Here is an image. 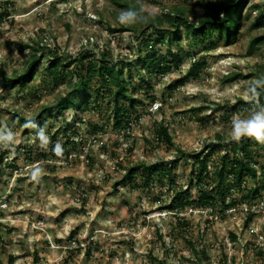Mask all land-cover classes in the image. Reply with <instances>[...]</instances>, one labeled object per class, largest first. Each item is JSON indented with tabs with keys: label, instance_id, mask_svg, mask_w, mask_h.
I'll use <instances>...</instances> for the list:
<instances>
[{
	"label": "rangeland",
	"instance_id": "rangeland-1",
	"mask_svg": "<svg viewBox=\"0 0 264 264\" xmlns=\"http://www.w3.org/2000/svg\"><path fill=\"white\" fill-rule=\"evenodd\" d=\"M134 1L156 14L186 7L195 22L202 12L197 0ZM123 12L113 0H0V132L15 137L13 146L0 147V264H264V175L248 183L257 197L225 210L218 202L213 212L199 201L205 187L196 182L203 157L211 172L222 164L229 169L232 121L256 106L239 99L249 87L264 90V81L255 83L264 76V40L253 43L264 33V0L247 1L230 41L196 43L182 26L180 41L156 43L160 34L149 31L143 55L167 56L166 71L139 60V37L111 30L131 24L120 22ZM27 44L42 48L33 80L4 86L3 76L26 67L33 52ZM79 54L96 65L123 62L132 100L119 105L135 110L128 127L115 124L113 101L100 99L95 89L106 87L98 75L87 78L72 108L54 107L70 89V59ZM56 58L68 75L59 85L43 69ZM196 58L202 66L193 76ZM27 116L38 127H25L20 119ZM68 122L75 146L64 144ZM160 124L174 145L156 139ZM245 145L235 155L247 154L259 169L264 145L251 139ZM147 164L156 167L148 184ZM130 166L135 175L124 178ZM244 203L258 210L247 224Z\"/></svg>",
	"mask_w": 264,
	"mask_h": 264
},
{
	"label": "trees",
	"instance_id": "trees-1",
	"mask_svg": "<svg viewBox=\"0 0 264 264\" xmlns=\"http://www.w3.org/2000/svg\"><path fill=\"white\" fill-rule=\"evenodd\" d=\"M113 1L126 11H136L138 22L131 23L127 27H120L111 30H126L131 32L134 37H139L143 42V46L137 49V57L139 60H141L145 66H150L153 69L157 66H163V70L166 71L168 69L166 66L168 63L167 56H160L157 51H152L148 55H143L151 43V35L149 31L152 30L154 33L157 32L161 35L156 39V43L163 42V38H168L167 43L169 44L172 40L180 41L182 36V26L185 27V35L188 37L191 36L192 40L196 41V43L199 41L205 42L212 37H224L226 40L230 41L236 38L241 22V12L248 0H197L195 4L201 6L202 12L196 16V22L194 19H189V9L183 6H174L171 9H168L167 12L156 14L142 8L134 0ZM256 7L259 8L258 6ZM260 18L262 19L263 17L260 16L259 19ZM257 23L260 24L259 21ZM261 40H264V33L256 36L253 39V43L255 44ZM25 47L33 49L32 54H30L28 58L26 67L19 73H14L11 76H3L2 83L4 86L13 88L18 84H25L26 82H31L33 80L41 60V57L38 56L37 53L42 48L39 45L32 46L28 44ZM52 54L58 57L57 52ZM70 61H72L73 67L69 69L67 73L73 82H70V89L67 93L54 103V107L59 111L72 108L75 105L74 99L78 90L82 88L87 89V78L92 75H98L101 78L103 85L106 87L105 92H100V89L98 88L95 89L100 95V99H108V102L112 100L115 113V124L121 127H128L131 123V119H133L131 117L132 112H135V110L119 105L121 98H126L129 101L132 100L131 95L128 93L125 79L123 78V62H113L108 59H102L99 65H96L93 59L88 61L82 54L71 58ZM201 66V58L194 59L190 67L191 74L193 76H198V71ZM64 68L65 66L58 63V58H56L43 69H45L46 73L49 75L50 80H52L55 85H59V83L68 76L63 71ZM257 89L261 93L259 103L264 105V90L261 87H257ZM95 99L96 97L94 98V101ZM96 101V103H98L97 99ZM239 102L242 104L244 103L247 108L255 106V104H248L242 99H239ZM129 105L134 108L133 103H130ZM50 108L51 107H46L45 109L48 111ZM88 108H90V106ZM95 108L96 105L92 106V109ZM134 118L137 119V115H135ZM20 121L26 124L24 118H21ZM89 125L90 133L97 134L99 131L97 125L92 123H89ZM69 129L70 123L62 130L66 138L64 144L75 146L76 142L73 140V136L77 135V132L75 130L73 132H68ZM58 134L59 131L56 130L51 135V139L55 140ZM156 139L167 145H174L168 128L161 124L158 129H156ZM247 141L248 139H243L239 143L234 141L229 142L230 154L234 155L229 160L230 167L228 170L226 169L225 164H222L217 171L211 172L206 157H203L198 162L200 169L196 175V182L199 186L205 187L200 193L199 201L208 208L210 207V212L214 211V207L217 206L218 202H220V209L225 210L239 205L240 201L244 202L250 196L254 198L257 197L258 193L255 192L253 188L249 187L248 183L253 181L254 184H258L263 181V178L260 177L264 175V165L260 166L258 169L255 166V163L248 158L247 154L243 153L242 155H235L240 146L247 144ZM179 151L182 152V150ZM209 155H211V152H209ZM223 157L227 158L229 156L226 154ZM2 159L3 153L1 152L0 162ZM145 167L148 171L147 175H145V181L147 182L146 184H148L152 174L156 172V167H154L153 164H147ZM125 171L124 178L134 177V166L125 168ZM167 172V176H169L170 170ZM235 191L242 194L240 199L233 196ZM177 193L180 194V192ZM227 197H229L228 200ZM253 216L254 214L252 212L248 213L245 223L247 224ZM179 219L181 218L179 217ZM258 252L261 254V251Z\"/></svg>",
	"mask_w": 264,
	"mask_h": 264
},
{
	"label": "clouds",
	"instance_id": "clouds-1",
	"mask_svg": "<svg viewBox=\"0 0 264 264\" xmlns=\"http://www.w3.org/2000/svg\"><path fill=\"white\" fill-rule=\"evenodd\" d=\"M120 22L124 24L135 23L137 21V12L129 10L123 12L120 17ZM264 81V76L255 80L256 84ZM260 91L256 87H249L247 93L243 95L242 99L248 104L257 105L254 110H250L247 118L236 119L232 121L231 140L234 142H241L243 139H251L256 143L264 145V105L259 103ZM25 127L36 128L38 125L32 116L26 117ZM41 141H47L46 134L43 129L39 132ZM15 142L14 134L11 132H0V147L9 148ZM44 147V144L40 145Z\"/></svg>",
	"mask_w": 264,
	"mask_h": 264
},
{
	"label": "built area",
	"instance_id": "built-area-1",
	"mask_svg": "<svg viewBox=\"0 0 264 264\" xmlns=\"http://www.w3.org/2000/svg\"><path fill=\"white\" fill-rule=\"evenodd\" d=\"M243 206H244L243 210H245L244 213H246V214H248L250 212H252L253 214L258 212L257 205L255 206L256 208L251 206V205H248L246 203H244ZM263 235H264V233H263Z\"/></svg>",
	"mask_w": 264,
	"mask_h": 264
}]
</instances>
